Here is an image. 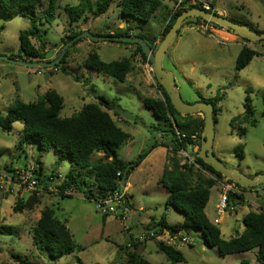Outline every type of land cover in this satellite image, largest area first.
<instances>
[{"label":"rangeland","instance_id":"1","mask_svg":"<svg viewBox=\"0 0 264 264\" xmlns=\"http://www.w3.org/2000/svg\"><path fill=\"white\" fill-rule=\"evenodd\" d=\"M56 10L54 19L45 22L39 19L35 26L46 43V60H54L63 46L68 51L66 59L68 65L64 75L54 67L26 68L0 60V115L4 116L7 109L16 99V86L20 100L24 103L36 101L48 90H55L64 101L60 112L62 118L71 117L81 110L83 105L97 103L99 97L113 101V110H120L130 115H114L109 111L113 122L122 131L131 136V139L117 148L118 157L124 162H134L138 156L154 141L151 127L157 125L158 119L142 104V98H161V92L154 80L153 70L148 74L143 68L145 61L137 54L134 45H123L106 41L93 42L83 38L77 45L71 46L68 41L71 27L63 11L65 6L77 5L82 8L83 0H55ZM92 4L96 0H89ZM167 1V0H166ZM211 5L215 13L221 12L226 18L237 21L246 20L252 24L260 25L264 19V0H203ZM47 0L37 8V15L46 7ZM167 8L161 7L148 22L130 21L131 26H139L147 36L148 43L159 45L161 30ZM115 3L108 11L97 18L84 13L78 21L75 31H88L93 36H113V33L125 27ZM42 23V26L40 23ZM184 29L181 37L176 38L169 46L162 65L165 70H171L180 93L186 103H194L202 99L220 98L216 107L220 110L216 115L214 154L228 167L239 168L246 175L264 172V44L260 42L247 43L255 50L261 52L253 57L250 64L240 72L234 70L236 56L239 53L237 46L227 45L223 40L212 33H205L199 26ZM32 26L29 17L15 16L11 19L0 15V56L12 57L18 55L20 31L30 29ZM219 28V27H218ZM222 29V28H219ZM139 31V30H136ZM160 37L159 42L155 39ZM181 38V39H180ZM179 39V40H178ZM35 47L38 41L32 39ZM84 43V44H83ZM156 47V48H157ZM153 49V51L156 50ZM96 52L102 61L112 62L123 58H131L132 70L124 83L113 78L89 71L81 66L82 61L91 52ZM64 52V54H65ZM41 75H36V71ZM30 71V73H29ZM73 77H78L75 81ZM246 99L253 109V126L243 122L244 105ZM202 116V115H200ZM235 119V121H234ZM245 128V135L239 134ZM22 124H13L11 132L6 133L0 129V264H19L12 254H19L23 259L34 264H117L118 253L121 247L127 246L130 239H141L144 233V224L149 216L156 220L164 217L169 225L183 221V215L178 214L171 207L166 208L167 192L159 183L164 169L167 151L163 148L146 160L137 172H132L129 179L131 188L128 190V199L134 209L127 220L112 219L104 224L103 217L95 211L94 203L83 197L82 193L73 194L71 199L60 200L57 195L49 193L40 186L37 187L36 197L38 203L32 210L22 209L15 211L19 202H26L33 195L18 190L11 179L8 170L16 172L29 169L37 171L41 168L42 175L50 173L65 176L70 171L67 159L59 161L60 156L53 150L38 151L36 146L21 145L19 140ZM158 136V134H156ZM163 140V139H162ZM198 148H194L196 153ZM166 154V155H165ZM95 154L92 158H99ZM82 179L91 186L93 177L83 175ZM190 181V179H188ZM223 185L229 184L225 178L217 179ZM251 189V188H249ZM247 192V190H245ZM245 191L239 190L244 195ZM250 191V190H249ZM220 189L215 186L210 191L209 201L205 214L213 222L218 216L215 205L218 202ZM55 197V198H52ZM50 200V202H49ZM244 202L235 200V211L219 215L218 226L222 237L230 239L237 232H242L244 226L242 219L249 210L264 211V183L254 187L252 193H245ZM54 210L55 217L65 223L76 244L83 250L78 253L67 254L58 260H50L40 254L32 245L31 230L45 207ZM256 206V207H255ZM255 207V208H254ZM258 207V208H257ZM143 208V212L139 211ZM3 227L13 228L12 235L3 234ZM130 227L129 233L124 232ZM182 236L188 239V244L177 242V250L184 257V262L177 264H262L257 260V251L220 256L216 248L209 247L199 231L188 228ZM143 242V241H142ZM165 243V242H164ZM151 255L138 250L137 253L153 264H170L166 257L158 251L153 242L147 244Z\"/></svg>","mask_w":264,"mask_h":264},{"label":"trees","instance_id":"2","mask_svg":"<svg viewBox=\"0 0 264 264\" xmlns=\"http://www.w3.org/2000/svg\"><path fill=\"white\" fill-rule=\"evenodd\" d=\"M42 3L43 0H0V15L9 19L18 15L27 16L32 24L30 29L19 32V51L18 55L12 56L13 58L27 61H48L45 57L47 43L41 38L43 36L40 35V30L35 26V23L38 18L44 19L45 22H51L54 19L57 7L55 0H47L46 7L37 15V8ZM82 3V8L77 5L63 8L71 27L70 35L66 37L63 44L72 41L82 32L75 31L77 26L73 27V24H77L84 13L87 12L93 18H97L104 15L111 4L115 3L120 13L119 16L127 20L125 21L124 29L116 30L113 36L131 37L136 30H139V37L146 41L152 49L157 47L152 42L148 43L147 36L143 33L141 27L131 26L128 20L145 23L150 21L162 6V0H96L93 4L89 0H83ZM198 7L197 5H187V1H183L179 9L174 11L169 22L163 27L161 40L182 12ZM192 19L194 20L192 22L193 25L199 26L201 20L199 18L186 19L182 25L190 24ZM231 21L247 25L250 29L256 31L249 24L235 20ZM39 23L42 26V23ZM256 32L263 33L264 31ZM32 39L38 41L40 46L35 47L31 42ZM81 40H74L71 46L77 45ZM242 41L249 42L247 39H242ZM259 42L264 44V40ZM117 43L131 45L122 42ZM132 45L135 46L136 52L141 59L146 61L141 47L138 44ZM255 56H258L256 51L243 46L236 57L234 70L236 72L243 70ZM67 57L68 51L65 52L60 62L54 66L58 72L64 75L70 74L67 72ZM131 60L128 57L117 61L104 62L93 51L82 61L81 66L86 70L106 75L120 83H124L127 75L132 70ZM73 79L77 81L78 77H73ZM154 80L156 81L155 77ZM156 85L161 92V98L146 97L141 99L144 107L150 110L158 119L157 125L150 129L155 135L154 141L134 162H124L116 153L117 148L128 142L131 136L117 127L109 114V111L113 110L114 100L108 101L103 97H99L97 103L83 105L81 110L68 118L60 116L64 101L55 90H48L43 96L30 103H24L16 98L6 114L4 116L0 115V129L9 133L13 128V124L20 122L22 130L19 146H36L38 151L41 152L53 150L60 156L59 161L68 160L71 167L70 171L64 176V180L59 186V198L62 200L72 198L73 195L64 194L67 190L82 193L87 200L106 196L118 188L117 180L123 179L126 181L134 169L153 149L165 147L167 149L166 163L159 182L167 192L166 208L171 207L176 213L183 215V221L172 226L167 224L165 218L162 217L154 228H158L159 232L165 230L172 236L192 228L199 231L204 238L205 244L216 248L220 256L224 257L256 250L257 260L264 264V211L248 212L242 219L244 230L240 233L237 232L235 237L226 240L221 236L217 225L211 223L207 218L205 206L209 199L210 189L214 186L217 179H222L223 177L197 157L198 151L196 153L190 151L193 163L197 164L201 170L212 177L206 179L198 178L193 183V177L195 175L200 176L198 172L202 171L196 169L194 165H188L183 162V159L178 156L179 151H188L189 146L192 150L195 147L199 150L204 126L203 117L199 114L187 116L178 114L157 81ZM200 100L213 105V119L214 124H216V115L220 111L216 107V102L220 98H216V100L200 98ZM113 112L114 115H118L115 109ZM253 112L249 100L246 99L243 114V122L246 125L253 126ZM158 133L161 134L163 139L161 142H159V138L156 135ZM195 134L197 135V140L192 141L191 135ZM239 134L245 135V128L241 129ZM95 154H99L100 157L93 159L92 157ZM1 155L2 153L0 152V157ZM7 171L11 173V179H15L16 170L7 169ZM117 173H120V177H117ZM34 175L41 185H47L48 179L42 175L40 167L34 172ZM83 175L93 177L95 182L88 186L82 179ZM227 182L232 183L231 181ZM235 186L241 191L254 190V188H242L237 184ZM229 198L234 204L235 200H238V203L243 202L242 194H230ZM37 203L36 194H33L26 202L17 203L14 210L17 212L22 209L32 210ZM106 217L103 216V219ZM1 232L12 235L14 230L10 227H3ZM31 239L35 249L50 260H58L67 254L78 253L83 250L81 246L74 242L65 223L58 220L55 217L54 210L49 207L41 210L40 217L31 230ZM155 245L170 264L184 262L183 255L174 246L160 241H155ZM119 251L124 254L125 259L124 262L117 264H153L136 252L135 244L131 243V247H121ZM12 258L19 264H34L23 259L19 254H12ZM77 264L81 263L78 262Z\"/></svg>","mask_w":264,"mask_h":264},{"label":"water","instance_id":"3","mask_svg":"<svg viewBox=\"0 0 264 264\" xmlns=\"http://www.w3.org/2000/svg\"><path fill=\"white\" fill-rule=\"evenodd\" d=\"M189 18H199L206 22H210L219 28L233 33L241 39H247L251 42H259L264 40V32L257 33L256 31L250 29L247 25L238 24L217 13L207 12L200 8H192L182 12L176 18L172 27L161 40L155 51H153L146 41L138 36L139 31H136L131 37H97L93 36L88 31H84L77 35V37H75L71 42L77 39L87 38L93 42L113 41L128 44H138L141 47L142 53L146 57V60L152 67L157 83L163 88L165 94L168 96L173 109L181 116L196 114L202 115L204 126L197 157L201 159L204 164L209 165L214 171L219 173L226 180L231 181L242 188H254L264 183V173L255 175L254 177H248L244 175L238 168L226 166L214 154L213 141L215 135V124L213 119V105L201 100L191 104L183 101L180 96L173 72L163 68L162 60L170 43L177 34V30L180 28L182 23ZM65 49L66 46H63L57 57L52 61H26L13 59L7 56H0V60L21 65L26 68H50L54 67L60 62L64 56ZM116 113L123 115L124 117H130L129 114L120 110H116ZM158 137L159 141H162L161 134L158 133Z\"/></svg>","mask_w":264,"mask_h":264},{"label":"built area","instance_id":"4","mask_svg":"<svg viewBox=\"0 0 264 264\" xmlns=\"http://www.w3.org/2000/svg\"><path fill=\"white\" fill-rule=\"evenodd\" d=\"M185 0H178L173 12L175 10L179 9L181 3ZM187 5H197L198 8L203 9L204 11L215 13L211 5L203 0H186ZM171 18V16H170ZM169 18V20H170ZM217 27L216 25L206 22L204 20H200L199 28L203 29L205 33L211 34V32ZM144 70L146 73H150L152 70V67L150 63L146 60L145 64L143 65ZM177 135H179L177 133ZM183 137V135H182ZM192 141L197 140V135H191ZM191 147L189 146V150L191 151ZM181 150L178 152V156L183 159V162H186L188 165H194L196 169H200V167L193 163V158L190 156V151ZM34 170L29 169V172L21 171L16 172V177L14 180L15 186L18 188V190L21 189L23 192L27 193H33L36 194L37 187L40 190V186L44 188V190H47L49 193L53 195H57L59 197V186L61 185L62 181L64 180V177L60 174H52L46 175V178L48 179L47 185H41L39 183V180L34 175ZM117 177H120V173H117ZM228 181V180H227ZM118 188L108 193L106 196H100L96 197L95 199L91 200L94 203L95 211L103 216H112L116 217L121 221H124L128 218L130 213L129 208V201H128V194H127V180L118 179L117 180ZM222 185L221 193L219 196V201L216 205V214L223 215L225 212H234L235 211V204L230 200L229 195H239V189L236 188L234 183H229L227 185ZM46 186V187H45ZM36 192V193H35ZM65 195H72L73 192L70 190H67L64 192ZM243 203V202H242ZM241 204V203H240ZM216 217L214 219V224H217L220 222V218ZM165 232V230H163ZM159 232V229L150 230L146 233V236H142L139 241H143V239H154L156 241L165 242V244L173 245L175 246L177 242L180 243H186L188 244V239L185 236H182L180 233H176L175 235H170L167 231L166 234ZM136 242V241H135ZM134 242V243H135ZM128 247H131V243L127 245Z\"/></svg>","mask_w":264,"mask_h":264},{"label":"crops","instance_id":"5","mask_svg":"<svg viewBox=\"0 0 264 264\" xmlns=\"http://www.w3.org/2000/svg\"><path fill=\"white\" fill-rule=\"evenodd\" d=\"M177 1L178 0H162V6L161 7H165V8H167V13L165 14V19H164V23H163V27L169 22V18H170V16H171V13L173 12V10H174V7H175V5H176V3H177ZM43 4V3H42ZM41 4V5H42ZM212 5V4H211ZM160 7V8H161ZM213 7V6H212ZM159 8V9H160ZM213 8H215V7H213ZM37 12H38V10H37ZM219 13V15H221V16H225L224 14H222L221 12H218ZM154 18V17H153ZM226 18V17H225ZM228 19V18H227ZM229 20H233V19H229ZM235 21H237V20H235ZM238 22H243V23H246V24H249L254 30H256V31H264V19L262 20V22H261V24L260 25H258V24H252L251 22H247L246 20H242V21H238ZM184 26H187V28H192V26L190 25V24H185V25H182L181 26V28H183ZM179 29V32H178V34H176L175 35V37L173 38V40H172V42L176 39V38H179V37H181V32L184 30V29ZM120 29H124V27L123 28H120ZM160 32H162V30L160 31ZM214 36H216V37H218V38H220L221 40H223L227 45H231V46H237V47H240L239 48V52H240V50L242 49V47L243 46H247V47H249L250 49H252V50H254V51H256L257 53H258V56L261 54V52H259V51H257V50H255L254 48H252L250 45H248L247 43H249V42H244V41H242V39L241 38H239L238 36H236V35H234L233 33H231V32H228V31H226V30H224V29H219L218 27H215V29L211 32ZM182 38V37H181ZM180 38V39H181ZM159 40H160V37H157L156 39H155V42L154 43H156V42H159ZM179 40V39H178ZM172 42L170 43V45L172 44ZM84 44V43H83ZM169 45V46H170ZM169 48V47H168ZM168 50V49H167ZM167 52V51H166ZM166 54V53H165ZM238 55V54H237ZM165 56V55H164ZM237 57V56H236ZM262 57H263V59H264V54L262 55ZM10 58H13V57H10ZM13 59H15V58H13ZM163 59H164V57H163ZM23 60H25V59H23ZM27 61V60H26ZM252 61V60H251ZM162 62H163V60H162ZM250 64V63H249ZM248 64V65H249ZM247 65V66H248ZM68 66V65H67ZM246 66V67H247ZM245 67V68H246ZM244 68V69H245ZM171 71V70H170ZM242 71V70H241ZM94 72V71H93ZM240 72V71H239ZM29 73H30V71H29ZM36 73V75H41V71H36L35 72ZM103 75V74H102ZM103 76H106V75H103ZM47 92V91H46ZM18 94V89H17V86H16V98H18V99H20V97H19V95H17ZM83 107V106H82ZM81 107V108H82ZM8 110V109H7ZM158 137V136H157ZM159 138V137H158ZM159 142H161V141H159ZM214 142V141H213ZM161 148H163L164 149V151L166 152L167 151V149L165 148V147H157V148H155V149H153L145 158H144V160L134 169V173L135 172H137L138 171V169L141 167V165L146 161V160H148V158L149 157H151L155 152H156V150L157 149H161ZM198 150V149H197ZM190 151V150H189ZM193 152L195 151L194 149L192 150ZM213 151H214V148H213ZM166 155V154H165ZM165 163H166V161H164V165H165ZM239 169V168H238ZM240 170V169H239ZM202 172H198V174L200 175V176H197V175H195L194 177H193V180H192V182L193 183H195L196 182V180L198 179V178H212L207 172H205V171H203V170H201ZM241 171V170H240ZM264 173V172H263ZM162 174V173H161ZM260 174H262V173H260ZM255 175H257V173L256 174H254V175H250V176H248V177H254ZM130 177H131V175L129 176V178L127 179V194H128V190H129V188H131V184L129 183V179H130ZM161 177V176H160ZM160 183V182H159ZM162 186V185H161ZM215 186H217L219 189H220V193H221V189H222V185H221V182H219V181H215V184H214V186L213 187H215ZM163 187V186H162ZM212 187V188H213ZM211 188V189H212ZM211 189H210V191H211ZM163 190L166 192V190H165V188L163 187ZM76 192H73V194H75ZM77 193H79V192H77ZM245 193H252V190L251 191H249V190H247V192L245 191ZM245 193H244V195H245ZM72 194V195H73ZM239 194H240V192H239ZM83 195V194H82ZM244 195H243V197H244ZM209 196H210V192H209ZM220 196V195H219ZM219 196H218V201H219ZM74 196H72V198H73ZM84 197V196H83ZM52 198H55V197H52ZM56 198H59V197H56ZM60 199V198H59ZM86 199V198H85ZM60 200H62V199H60ZM128 201H129V206H130V213L132 212V211H134V209L135 208H133L132 206H131V204H130V197H129V199H128ZM208 201H209V199H208ZM49 202H50V200H49ZM243 202H244V200H243ZM208 203V202H207ZM218 203V202H217ZM263 204H264V201H263ZM207 205V204H206ZM217 205V204H216ZM216 205H215V208H216ZM48 207V206H47ZM256 207V206H255ZM254 207V208H255ZM49 208H51V207H49ZM205 208H206V206H205ZM258 208V207H257ZM139 211H144L143 210V208H139L138 209ZM250 211H256V210H249L248 212H250ZM248 212H246V214L248 213ZM246 214H244V216L246 215ZM101 215V214H100ZM243 216V217H244ZM102 217H103V215H102ZM110 218H114V219H118V218H116V217H112V216H107L105 219H103V221H104V224L106 223V221L107 220H109ZM162 218V217H161ZM207 218H208V216H207ZM209 219V218H208ZM127 220V219H126ZM158 221L159 220H156L153 216H149L148 217V219H147V221L145 222V224H144V233L142 234V236H146V233L148 232V231H150V230H154V229H156V228H154L155 227V225L158 223ZM166 221V220H165ZM209 221L211 222V223H214V222H212L210 219H209ZM168 224V223H167ZM218 227V226H217ZM158 229V228H157ZM156 229V230H157ZM124 232H126V233H129V231H130V227H125V229L123 230ZM163 233H164V235L166 234V231L164 232L163 231ZM221 233V232H220ZM221 236H222V234H221ZM155 241L156 240H152V239H143V242L142 241H139L138 243H139V245H137L136 244V242L135 241H133V240H131L130 239V242H126V244L128 245L129 243H132V244H135L136 245V251H137V247H138V250H140L141 249V251L143 252V253H147V255H151L152 254V251L151 250H148V247H147V244L149 243V242H153L154 244H155ZM135 242V243H134ZM156 242H158V241H156ZM173 246V245H172ZM176 249H177V246H174ZM155 248H156V245H155ZM118 257H119V263L121 262H124V259H125V256H124V254L122 253V252H119L118 254ZM143 257V256H142Z\"/></svg>","mask_w":264,"mask_h":264},{"label":"flooded vegetation","instance_id":"6","mask_svg":"<svg viewBox=\"0 0 264 264\" xmlns=\"http://www.w3.org/2000/svg\"><path fill=\"white\" fill-rule=\"evenodd\" d=\"M106 42L117 43V42H113V41H106Z\"/></svg>","mask_w":264,"mask_h":264}]
</instances>
